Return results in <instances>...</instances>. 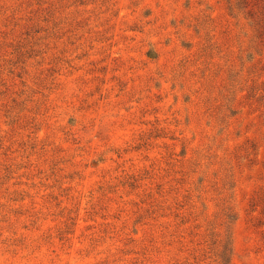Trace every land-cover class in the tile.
<instances>
[{"label":"rangeland","instance_id":"rangeland-1","mask_svg":"<svg viewBox=\"0 0 264 264\" xmlns=\"http://www.w3.org/2000/svg\"><path fill=\"white\" fill-rule=\"evenodd\" d=\"M0 264H264V0H0Z\"/></svg>","mask_w":264,"mask_h":264}]
</instances>
